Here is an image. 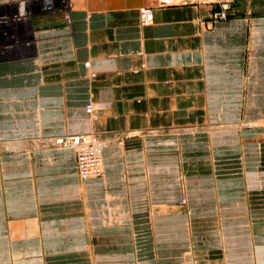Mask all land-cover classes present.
<instances>
[{"label": "crops", "instance_id": "crops-1", "mask_svg": "<svg viewBox=\"0 0 264 264\" xmlns=\"http://www.w3.org/2000/svg\"><path fill=\"white\" fill-rule=\"evenodd\" d=\"M61 1L0 34V264H264V0Z\"/></svg>", "mask_w": 264, "mask_h": 264}, {"label": "built area", "instance_id": "built-area-1", "mask_svg": "<svg viewBox=\"0 0 264 264\" xmlns=\"http://www.w3.org/2000/svg\"><path fill=\"white\" fill-rule=\"evenodd\" d=\"M61 0H0V4L4 5L0 9V34L5 37H16L14 35L15 30H17V26H13L14 23L7 21L6 13L17 12L16 19L20 21H24L23 17H26L29 20L30 14V6L36 2L44 3V9L51 12L56 8L57 3ZM12 4V5H10ZM23 11V15L21 12ZM229 6L228 4H223L221 10L213 14V20L221 21L226 20L228 18ZM140 14V23L143 27H148L153 24L154 21V12L153 8L143 7L139 10ZM67 21L69 24L72 23V19L70 14L66 15ZM7 27V31L6 30ZM93 104L87 106V113L93 115L94 113ZM69 139L70 144L72 143L74 146V150L77 153L79 164V175L83 178H98L102 176L101 172V156L102 149L101 145L103 144L101 138L96 134H88V135H69L66 136ZM66 137H58L56 138L57 144L62 145L66 143ZM78 143L79 145H77ZM59 147V146H58ZM64 147V146H62ZM61 147V148H62Z\"/></svg>", "mask_w": 264, "mask_h": 264}, {"label": "rangeland", "instance_id": "rangeland-1", "mask_svg": "<svg viewBox=\"0 0 264 264\" xmlns=\"http://www.w3.org/2000/svg\"><path fill=\"white\" fill-rule=\"evenodd\" d=\"M162 1H165V2H173V3H180V2H199V1H204V2H225L226 0H171V1L162 0ZM61 2H64L65 3V6L68 7V12H70V8H71L70 7L71 4L69 3L70 0H65V1H61ZM160 2H161V0H160ZM1 4H6V3H1ZM37 4L39 5V8L40 7H43L44 8V3H42V2H36V3L31 4V6H30V14H29V18H28L29 20H27L26 17H23L24 21H22V20L20 21L19 19H16L17 18L16 15L18 14L17 12H14V13L13 12L6 13L5 16H6L7 21L10 20V22L14 23L13 26H17L18 28H17V30H15V33H14V35H16V38H13V40H10V41L7 40V41H5L3 43L2 49L5 48L4 49L5 50L4 51L5 53H8L9 55L11 54V55L16 56V55H18L20 53V48H22L23 46L24 47H27V40L26 41H22V38H26L27 39V37H26L27 36V23L31 20L32 13H33V10L32 9H36L37 8L36 7ZM10 5H12V4H10ZM57 5H58V3H57ZM3 6L4 5H0V9ZM0 25H2V24H0ZM5 31H7V27H6V30ZM14 39H15V41H14ZM86 110H87V108H86ZM93 110H94L93 113H95V108ZM92 118L95 119V115H92ZM83 135H88V134H83ZM61 137H66V136H61ZM66 138L68 139V137H66ZM54 142H55L56 147H58V146H59L58 148H61L62 147V146L59 145V143L57 144L56 141H54ZM102 142H103V144H102L103 145V149L102 150L104 151V149L106 148L107 144L103 140H102ZM67 145L68 146L63 145L64 147H62V149H70V150L74 151L75 154H76V158L78 160V156H77L76 151L74 150V146L71 145L69 141H68V144ZM15 148L17 150L27 149V142L26 143L25 142H18V143L15 144ZM103 151H102V156H101V163H102V166H101L102 171L101 172H102V175L104 173ZM77 170H78V173H79V164L78 163H77ZM82 179L83 180H88V179H94V178H85V177H83ZM183 201H185V198H183Z\"/></svg>", "mask_w": 264, "mask_h": 264}, {"label": "bare ground", "instance_id": "bare-ground-1", "mask_svg": "<svg viewBox=\"0 0 264 264\" xmlns=\"http://www.w3.org/2000/svg\"><path fill=\"white\" fill-rule=\"evenodd\" d=\"M4 3V2H3ZM1 4V3H0ZM9 22H10V20H9ZM68 141H69V139H67L66 140V143H65V146H68L67 144H68ZM77 145H79L78 143H76ZM64 144H62V145H60V146H63ZM71 145H73L72 143H71ZM101 149H103V145L101 146ZM101 166H102V163H101ZM101 171H102V169H101Z\"/></svg>", "mask_w": 264, "mask_h": 264}, {"label": "clouds", "instance_id": "clouds-1", "mask_svg": "<svg viewBox=\"0 0 264 264\" xmlns=\"http://www.w3.org/2000/svg\"><path fill=\"white\" fill-rule=\"evenodd\" d=\"M21 14L23 15V11L21 12Z\"/></svg>", "mask_w": 264, "mask_h": 264}, {"label": "water", "instance_id": "water-1", "mask_svg": "<svg viewBox=\"0 0 264 264\" xmlns=\"http://www.w3.org/2000/svg\"><path fill=\"white\" fill-rule=\"evenodd\" d=\"M143 8V7H142Z\"/></svg>", "mask_w": 264, "mask_h": 264}]
</instances>
